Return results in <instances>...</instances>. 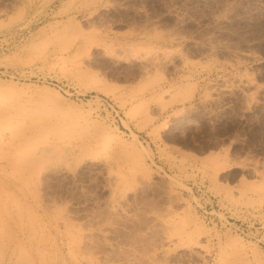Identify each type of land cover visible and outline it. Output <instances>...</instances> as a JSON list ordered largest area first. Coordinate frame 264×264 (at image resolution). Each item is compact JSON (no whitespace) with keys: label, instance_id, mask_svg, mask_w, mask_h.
Wrapping results in <instances>:
<instances>
[{"label":"rangeland","instance_id":"obj_1","mask_svg":"<svg viewBox=\"0 0 264 264\" xmlns=\"http://www.w3.org/2000/svg\"><path fill=\"white\" fill-rule=\"evenodd\" d=\"M0 264H264V0H0Z\"/></svg>","mask_w":264,"mask_h":264},{"label":"bare ground","instance_id":"obj_2","mask_svg":"<svg viewBox=\"0 0 264 264\" xmlns=\"http://www.w3.org/2000/svg\"><path fill=\"white\" fill-rule=\"evenodd\" d=\"M54 97H55L56 100H59V101H60V97H59L57 94H54ZM211 163H212V165H214L215 167H217V168L219 167V166H216V165L218 164V162H217L216 159L212 160ZM194 233H195V231H193V233H192V232L188 233V237H189V238H193Z\"/></svg>","mask_w":264,"mask_h":264}]
</instances>
